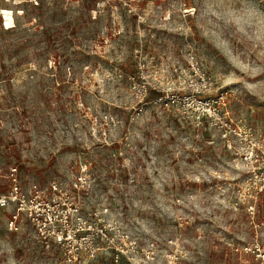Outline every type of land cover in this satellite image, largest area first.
<instances>
[{
  "label": "rangeland",
  "instance_id": "374dc122",
  "mask_svg": "<svg viewBox=\"0 0 264 264\" xmlns=\"http://www.w3.org/2000/svg\"><path fill=\"white\" fill-rule=\"evenodd\" d=\"M221 93L264 137V0H0V194L17 166L73 195L99 249L76 264H245L264 204L246 211L244 162L188 98ZM8 218L0 264H65Z\"/></svg>",
  "mask_w": 264,
  "mask_h": 264
},
{
  "label": "built area",
  "instance_id": "2783aa9c",
  "mask_svg": "<svg viewBox=\"0 0 264 264\" xmlns=\"http://www.w3.org/2000/svg\"><path fill=\"white\" fill-rule=\"evenodd\" d=\"M196 79L198 94L212 87L213 82L206 74L199 73ZM188 98L194 102L196 124L199 125L205 118L208 126L218 129L227 149L239 155L244 162L248 174L244 190L247 194L246 211L250 216L259 214L258 206L264 204V168L261 163L264 137L254 136L246 127L233 124L227 113L221 111L219 106L226 105V93L219 94L216 99L199 97L197 94H191ZM0 208L9 210V231H18L24 219L42 244L52 243L61 248L65 264L93 258L99 250L94 234L89 233L90 224L81 214L75 197L56 182L46 188L34 182L25 184L18 167L11 166L6 174V189L0 194ZM96 233L101 242L103 231ZM260 237L255 231V240L244 247V252L251 255L245 264H264V245Z\"/></svg>",
  "mask_w": 264,
  "mask_h": 264
},
{
  "label": "crops",
  "instance_id": "0c3cea01",
  "mask_svg": "<svg viewBox=\"0 0 264 264\" xmlns=\"http://www.w3.org/2000/svg\"><path fill=\"white\" fill-rule=\"evenodd\" d=\"M248 260H250V259H248Z\"/></svg>",
  "mask_w": 264,
  "mask_h": 264
}]
</instances>
